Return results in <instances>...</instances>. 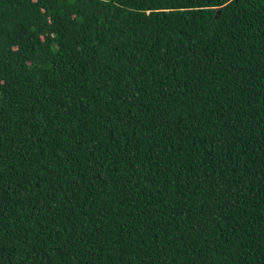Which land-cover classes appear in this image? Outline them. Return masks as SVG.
<instances>
[{
  "label": "trees",
  "instance_id": "obj_1",
  "mask_svg": "<svg viewBox=\"0 0 264 264\" xmlns=\"http://www.w3.org/2000/svg\"><path fill=\"white\" fill-rule=\"evenodd\" d=\"M0 264H264V0H0Z\"/></svg>",
  "mask_w": 264,
  "mask_h": 264
}]
</instances>
